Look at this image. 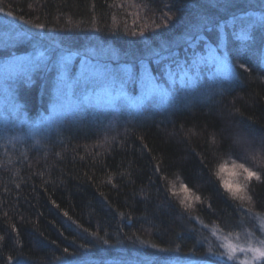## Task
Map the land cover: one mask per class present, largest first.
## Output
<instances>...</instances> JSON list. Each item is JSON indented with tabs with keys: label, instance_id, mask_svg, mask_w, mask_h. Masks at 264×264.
Returning a JSON list of instances; mask_svg holds the SVG:
<instances>
[{
	"label": "trees",
	"instance_id": "16d2710c",
	"mask_svg": "<svg viewBox=\"0 0 264 264\" xmlns=\"http://www.w3.org/2000/svg\"><path fill=\"white\" fill-rule=\"evenodd\" d=\"M235 3L224 11L207 0H0V29L13 37L28 34L0 49L5 52L0 64L31 55V36L46 49L82 55L92 45L98 51L122 49V59L108 61L113 68L139 70V60L162 42L182 61L193 51L206 53L199 42L189 47L186 40L199 15L226 20L259 11L261 0ZM204 35L213 46L219 42L215 31ZM238 43L229 37L238 78L201 87L193 96L177 77L181 99L175 106L143 113L133 107L115 114L93 110L83 120L46 127L38 137L32 136L30 119L50 111L55 71L36 72L31 83H18L16 100L31 123L0 131V264H156L139 257L161 249L201 256L215 241L213 229H256L257 216L248 209L264 214V67L248 53L233 51ZM167 63L149 64L160 83L167 80ZM138 90L137 85L130 92ZM237 135L248 141L247 151L235 143ZM239 157L262 176L249 183L248 202L234 200L216 176L221 159ZM176 183L200 196L199 203L181 204Z\"/></svg>",
	"mask_w": 264,
	"mask_h": 264
},
{
	"label": "snow or ice",
	"instance_id": "6c2138e0",
	"mask_svg": "<svg viewBox=\"0 0 264 264\" xmlns=\"http://www.w3.org/2000/svg\"><path fill=\"white\" fill-rule=\"evenodd\" d=\"M207 3L213 8L227 11L236 7L235 0H207ZM259 11H249L242 15H231L226 20H217L213 16L201 14L198 16L194 25V33L188 37V46L193 47V41L202 44L205 55L198 51H193L191 58L183 63L179 60L176 53L172 51V46L167 42H162L159 49H152L147 56L139 60V70L133 65H117L113 68L110 64L90 63L86 58L87 53H73L70 49H62L58 53L46 55L44 52H34L27 57H11L9 63L16 69L15 73H9L3 80H0V97H7L8 103L5 105V113L8 120L13 123H28V119L23 111V106L16 102L15 90L21 81L31 83L32 75L36 72H46L54 70L56 76L53 80L55 97L52 102V111L49 116L42 118V123L53 126L57 122L83 120L93 110L110 111L115 114L125 110L127 107H133L137 113H143L151 109L163 106H175L181 99L178 89L174 86L179 82L186 89H191L195 96L201 87L215 88L217 84L238 78L236 65L232 64L229 56V37L232 41H238V46L233 51L239 53H248L258 59L259 65L264 67V0L258 5ZM0 11H3L0 8ZM11 15V13H9ZM167 25L168 21H164ZM36 27L43 28L44 25L37 24ZM157 28L160 25L156 26ZM217 32L219 42L213 46L205 37V32ZM135 35V33H133ZM143 35V33H140ZM28 39L27 33H17L15 37L5 34L4 39L0 40V49H8L16 42H22ZM5 52H0V56ZM58 56V59L55 57ZM80 56L81 61L77 71L73 64L74 57ZM111 60H118L117 54L113 53ZM165 64V75L167 80L164 83L157 81L150 71L149 64ZM171 65L180 69L179 73L172 70ZM245 64H239V68L244 69ZM204 77L209 78L207 85L203 84ZM168 86L165 87L164 84ZM139 86V95H131ZM213 143L215 140L213 139ZM235 143L245 148L247 151L248 141L237 135ZM251 159L258 160L256 155ZM228 173L230 177L242 176L246 182L244 185L231 179H225L221 175ZM217 178L223 189L231 195L234 200L251 201V196H243L241 192L247 187V182L255 179L261 181V172L254 171L247 167L245 163H237L232 160L231 164L227 161L218 165L216 172ZM184 192H190L186 185L181 186ZM200 201V196L194 197ZM181 204L184 201L181 200ZM191 207V205H186ZM239 207H243L241 204ZM248 212L255 217L258 215L254 209L249 208ZM67 215V213H65ZM258 227L264 235V224ZM254 235V233H253ZM107 243V241H104ZM84 247H87L86 245ZM226 252L212 253L210 251V262L206 260L204 264H216L217 261L236 260L237 252L250 254L247 259L241 261V264H260L264 262V239L257 238V242H245L244 246L233 245L231 243L223 245ZM65 252L68 249H64ZM161 251H167L161 249ZM12 257H9L11 260Z\"/></svg>",
	"mask_w": 264,
	"mask_h": 264
},
{
	"label": "rangeland",
	"instance_id": "374dc122",
	"mask_svg": "<svg viewBox=\"0 0 264 264\" xmlns=\"http://www.w3.org/2000/svg\"><path fill=\"white\" fill-rule=\"evenodd\" d=\"M5 34H7V36L8 35L12 36L11 31L10 32H4L2 29H0V38H3L5 36ZM134 39H136V38H134ZM137 39H138V37H137ZM139 43L141 44V41ZM42 45H43V41H40V38H35V37L31 36L28 47L33 46V49H28V50H32L34 52H44L46 55H50L52 53H58L60 51L55 47H50V49H46V46L44 47ZM90 47H91V49H88L85 52L87 53L86 58L92 64H95L97 62V60H99V59H100L99 60L100 63H107L108 64V61L110 60V57L113 55V53L117 54L119 59H122V57L120 56V53H121L120 51H122V49L119 50L118 48H115L113 46H105L101 49V51H98L97 49L94 48L93 45ZM55 58L58 59V56ZM76 58L77 57H74L73 64L75 65V67L78 71L80 61H81V57L79 60H77L78 62H75ZM102 59H104V60H102ZM185 60H188V59H183L181 61V63H183ZM115 61H117V60H115ZM17 71H18V69H16L15 66L13 64L9 63L8 61L2 65L0 64V75H3V77H6L5 75H8L9 73H15ZM52 72H54V71H52ZM175 72L179 73L180 71L175 70ZM44 76H45V72H44ZM55 76H56V74L54 73L53 77L55 78ZM130 94L133 96L139 95V90H138L137 94H133L131 92H130ZM16 102L18 103L17 100H16ZM7 103H8L7 97H0V131L1 132L3 131L4 134H5V132L11 130L8 128L10 125H15V124L19 123V122L13 123L12 121L7 119L6 113H5V105ZM51 111H52V105H51L50 111L47 114L41 112V115L38 117H35L34 121H32L28 117L30 119V121L33 123L32 128H33V132L35 135H32V136L38 137L39 136L38 133L43 132L46 129V127H49V125L47 123H42L41 121H42V118L49 116ZM105 112H110V111H105ZM30 121L28 120V123H26V124L27 125L30 124L31 123ZM9 135L11 136V135H13V133L12 134L10 133ZM19 138H20V135H18L16 137L13 135L11 137L12 140L13 139L19 140ZM232 160L223 158L219 161V164L221 162L227 161L230 165ZM235 161L237 163H245L244 158H241V157L237 158ZM245 165H246V163H245ZM246 166L249 167L248 165H246ZM249 168H251V167H249ZM221 175L223 176V178L231 179L237 183H240L241 185H244L246 183L244 181V179L242 178V176H240V175H237L235 177H230L228 175V173H222ZM250 182H247V187L245 188V190L243 192H241V195H243L245 197L250 196L249 191H248V186H249ZM175 185H176V187L174 188V190H176V194L178 195V199L183 200L184 204H187V205L190 204L191 207H193L194 203H196V204L199 203V201L195 200L194 197L196 194L194 195V193L192 191L184 192L183 188L181 187L182 185H184L183 183H180V184L176 183ZM244 201L248 202L247 199H245ZM256 216H257V220H258V226L261 224H264V214H262V215L258 214ZM257 228L253 229V230L252 229L251 230H244V231L236 232V233H223V232H220V231L213 229L212 231H213V236L215 237V241L213 243L209 242V245H210L209 250H211L212 253H222V252L227 251V249L225 247H223V245H225V244L231 243L233 245H240V246H244L245 242H252L255 244L257 242V238L264 239V235H262L259 228L258 229ZM253 233H254V235H253ZM161 252L162 251L151 250V251H149V253L142 254V256L139 257V259L140 260L145 259V260H148L149 262H154V263L157 262L156 264H204V262L206 260H208L210 262V259H211L210 258V251H208V254L201 255V256L195 255V256H185V257L173 255V254H169V253L168 254H162ZM249 255L250 254H248V253L237 252L236 253L237 259L236 260H232V261L222 260V261H217L216 264H241V261L247 259ZM260 264H264V262H260Z\"/></svg>",
	"mask_w": 264,
	"mask_h": 264
},
{
	"label": "clouds",
	"instance_id": "9594fccd",
	"mask_svg": "<svg viewBox=\"0 0 264 264\" xmlns=\"http://www.w3.org/2000/svg\"><path fill=\"white\" fill-rule=\"evenodd\" d=\"M241 147V146H240Z\"/></svg>",
	"mask_w": 264,
	"mask_h": 264
}]
</instances>
